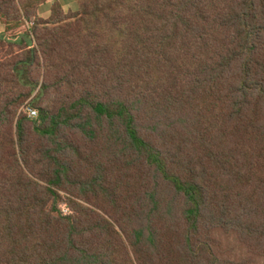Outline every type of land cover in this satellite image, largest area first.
Returning a JSON list of instances; mask_svg holds the SVG:
<instances>
[{
  "label": "trees",
  "instance_id": "obj_1",
  "mask_svg": "<svg viewBox=\"0 0 264 264\" xmlns=\"http://www.w3.org/2000/svg\"><path fill=\"white\" fill-rule=\"evenodd\" d=\"M44 1L0 0V264H264V0Z\"/></svg>",
  "mask_w": 264,
  "mask_h": 264
},
{
  "label": "crops",
  "instance_id": "obj_2",
  "mask_svg": "<svg viewBox=\"0 0 264 264\" xmlns=\"http://www.w3.org/2000/svg\"><path fill=\"white\" fill-rule=\"evenodd\" d=\"M56 3L61 6L65 13L76 12L79 9L77 0H45L37 9L38 16L44 20L49 19L52 15V8Z\"/></svg>",
  "mask_w": 264,
  "mask_h": 264
},
{
  "label": "rangeland",
  "instance_id": "obj_3",
  "mask_svg": "<svg viewBox=\"0 0 264 264\" xmlns=\"http://www.w3.org/2000/svg\"><path fill=\"white\" fill-rule=\"evenodd\" d=\"M70 21H72V20H70ZM1 29H2V27H0V30ZM4 51H6V50H4ZM2 54H4V53H2ZM36 93H37V90L34 93H32L31 95H29L27 99H23V104L20 107V111L24 112V110H26L27 107L32 106V108H33L37 104V103H35L32 105V103H31L32 99L35 97ZM62 95L63 94L51 92L49 95H46V97H44L42 99V101H40L38 104L40 106H44L47 108L48 107H54L55 105L60 103L58 100L61 99V97H63ZM61 209H62L63 213H66V214L69 213V208L66 205H64V204L61 205Z\"/></svg>",
  "mask_w": 264,
  "mask_h": 264
},
{
  "label": "built area",
  "instance_id": "obj_4",
  "mask_svg": "<svg viewBox=\"0 0 264 264\" xmlns=\"http://www.w3.org/2000/svg\"><path fill=\"white\" fill-rule=\"evenodd\" d=\"M28 114L31 116V117H35L37 115V112L34 110V109H28Z\"/></svg>",
  "mask_w": 264,
  "mask_h": 264
}]
</instances>
